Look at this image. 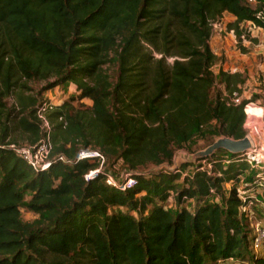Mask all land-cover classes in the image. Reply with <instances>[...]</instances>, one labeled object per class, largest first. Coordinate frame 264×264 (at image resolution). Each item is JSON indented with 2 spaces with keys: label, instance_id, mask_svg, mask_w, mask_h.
Here are the masks:
<instances>
[{
  "label": "trees",
  "instance_id": "1",
  "mask_svg": "<svg viewBox=\"0 0 264 264\" xmlns=\"http://www.w3.org/2000/svg\"><path fill=\"white\" fill-rule=\"evenodd\" d=\"M254 1L0 0V264H222L244 257L264 264L236 187L221 204L209 200L248 168L239 154L213 152L203 159L211 168L198 160L181 184H173L182 177L178 169L152 178L140 172L148 164L169 167L194 136H245L246 100L228 104L214 93L217 81L229 95L236 91L240 74L213 72L218 58L209 42L224 13L234 17L227 29L238 41L247 21L264 31V0ZM107 64L118 65L115 82ZM50 79L43 91L72 83L90 105L24 94L27 82ZM42 107L50 164L34 171L11 145L16 134L29 145L45 136ZM80 150L102 158L77 161ZM108 160L135 185H107ZM170 191L175 212L163 204ZM187 201L193 210L182 205ZM22 207L35 217L23 221Z\"/></svg>",
  "mask_w": 264,
  "mask_h": 264
},
{
  "label": "rangeland",
  "instance_id": "2",
  "mask_svg": "<svg viewBox=\"0 0 264 264\" xmlns=\"http://www.w3.org/2000/svg\"><path fill=\"white\" fill-rule=\"evenodd\" d=\"M243 2L251 6L256 5L254 0H243ZM262 13L264 14V9L262 10ZM233 19L234 17L232 15L229 13H224L222 17L216 22V26H213L212 28L209 43L212 52L218 58L216 63L213 65L212 70L215 74H217L219 70L229 73H239V80H241V82L237 85L236 91L241 96L242 100H246V102L252 101L264 107V31L260 27L254 26L253 24L243 26L239 32L241 41H238V35L234 32H230V30L227 29V24L233 21ZM154 56L159 58L160 54L154 52ZM173 59V57L168 56L166 57V62L170 63ZM104 67L107 68L112 82H115L118 74V65L107 64ZM52 81L53 79L48 81L31 80L27 82L26 86L28 89L24 90V94L37 96L40 98V100H45L52 104H60L64 100L72 99L74 104L81 103L84 106L90 105V100L87 98L77 99L78 91L76 90L75 85L72 83L60 84L43 91L48 83H51ZM218 92H221L222 96L225 97L229 95L224 86L217 81L214 87V93ZM5 101L8 107L12 106L15 102V95L13 94L7 97ZM255 122L260 128L264 127V116L262 120H256ZM15 136H17V147L29 145L28 141L23 136L19 134H16ZM217 139V137L194 136L184 148L175 151L172 165L169 167H156L154 165L148 164L141 168L140 172H151L152 178L164 170L171 171L178 169L180 172H182V177L173 184H181L183 181V176L192 175V165L198 163V159H194L195 153L204 150ZM219 154L224 155L222 152H219ZM114 164L115 163L113 160H108L105 162L103 170H106L107 172L111 173L112 176H115L116 178L114 177V179L121 180L122 175L128 172H126L125 168L120 166V164ZM183 165L186 166L183 167ZM200 165L206 166V163L201 161ZM250 172L251 169L248 166L244 173L240 175L239 180L235 181V183H223V192L212 193L209 200L211 202H218L221 204L223 197L228 194V191L233 188V186H235L236 189H239L240 191L245 190L243 196H246L247 202H249L247 204V210L253 213V221H259L264 226V189L263 187L253 183V177L248 179ZM245 183L248 185L246 186ZM27 199L28 196L25 197V201ZM163 204L168 210H171L172 212L176 211L174 191L169 192V196ZM182 205L190 210L195 208V203L193 201L183 202ZM114 210L125 211V208L116 207ZM20 217L23 221H30L35 217V215L31 213L26 207H22L20 209ZM254 254L264 258V242L262 249ZM222 264L250 263L248 257H244L243 260L233 259Z\"/></svg>",
  "mask_w": 264,
  "mask_h": 264
},
{
  "label": "built area",
  "instance_id": "3",
  "mask_svg": "<svg viewBox=\"0 0 264 264\" xmlns=\"http://www.w3.org/2000/svg\"><path fill=\"white\" fill-rule=\"evenodd\" d=\"M263 13H258L259 17H262ZM264 15V14H263ZM216 23L213 24V26ZM251 22L247 21L244 23V26L250 25ZM232 32V31H230ZM228 104H240L242 101L241 96L237 91H233L230 95L227 96ZM243 112L245 114V120L243 123V128L245 130V136L249 139L251 146L245 152L239 154V160L246 162L250 168L254 169L255 175L253 177V183L259 185L264 189V127L260 128L259 125L255 122L256 120H262L264 116V107L260 104L248 101L243 105ZM37 116L41 121L42 130L45 133V136L40 139L34 145H28L23 147H17L16 145H11V148L14 149L15 153L22 158L34 171H42L47 169L50 162L48 160V153L50 149L49 142V131L50 125L43 113V107L37 110ZM247 129V131H246ZM94 157L102 156L97 151H84L80 150L76 155V160L91 159ZM60 160L65 161L63 157H59ZM203 163L205 161L201 159ZM208 169L211 168V164H206ZM202 168V167H201ZM101 170V166L94 170H90L87 174L84 175V179L87 181ZM106 184L112 187L119 189L120 191H126L133 187L136 183L135 177L130 173H125L122 175L121 180L114 179L113 176L108 175L105 179ZM247 186L248 184L245 183ZM238 197L244 203L241 207V211L244 212L247 218L250 220V228L252 231L251 246L254 251H259L264 242V226L259 221H253V213L247 210V197L243 196L245 190L240 191L236 189ZM249 201V200H248Z\"/></svg>",
  "mask_w": 264,
  "mask_h": 264
},
{
  "label": "water",
  "instance_id": "4",
  "mask_svg": "<svg viewBox=\"0 0 264 264\" xmlns=\"http://www.w3.org/2000/svg\"><path fill=\"white\" fill-rule=\"evenodd\" d=\"M250 146H251V143L246 136L238 140H234L229 137H221V138H218L216 141H214L212 144H210L204 150L198 151L197 153H195L194 159L196 160L204 159L212 155L213 152L219 149L225 150L232 154H241L245 152L247 149H249Z\"/></svg>",
  "mask_w": 264,
  "mask_h": 264
}]
</instances>
